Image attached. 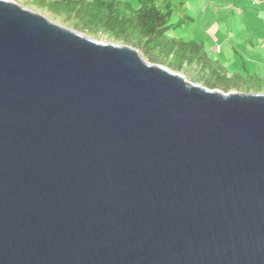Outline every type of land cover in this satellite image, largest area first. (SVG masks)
Wrapping results in <instances>:
<instances>
[{"label": "water", "instance_id": "95a60500", "mask_svg": "<svg viewBox=\"0 0 264 264\" xmlns=\"http://www.w3.org/2000/svg\"><path fill=\"white\" fill-rule=\"evenodd\" d=\"M0 264H264V93L0 0Z\"/></svg>", "mask_w": 264, "mask_h": 264}, {"label": "trees", "instance_id": "16d2710c", "mask_svg": "<svg viewBox=\"0 0 264 264\" xmlns=\"http://www.w3.org/2000/svg\"><path fill=\"white\" fill-rule=\"evenodd\" d=\"M186 3V0H27L20 4L91 38L134 47L148 62L182 72L184 61L189 65L191 59H203L206 53L202 42L185 38L191 34L194 19L186 13ZM174 56L182 62L172 65L169 59ZM214 66L215 70H209L202 82H194L208 89L220 86L224 92L231 88L251 92L229 85L225 71L217 64Z\"/></svg>", "mask_w": 264, "mask_h": 264}, {"label": "rangeland", "instance_id": "374dc122", "mask_svg": "<svg viewBox=\"0 0 264 264\" xmlns=\"http://www.w3.org/2000/svg\"><path fill=\"white\" fill-rule=\"evenodd\" d=\"M16 1L25 4L27 0ZM186 2V13L194 19L191 34L185 38L202 42L206 53L203 59H191L189 65L184 61L182 72H174L182 74L191 82H202V78L210 73L209 70H215L214 65L217 64L221 66V71H225L227 82L232 87H243V90L264 93V0L262 2L186 0ZM95 40L111 42L105 38ZM143 54L145 57L149 55L147 52ZM150 55L159 57L156 53ZM169 60L172 65L182 62L178 56L170 57ZM216 89L223 93L246 92L235 88L224 92L220 86Z\"/></svg>", "mask_w": 264, "mask_h": 264}, {"label": "clouds", "instance_id": "9594fccd", "mask_svg": "<svg viewBox=\"0 0 264 264\" xmlns=\"http://www.w3.org/2000/svg\"><path fill=\"white\" fill-rule=\"evenodd\" d=\"M14 1H16V0H14ZM17 2V1H16ZM139 51V50H138ZM144 58V57H143ZM150 63V62H149ZM195 83V82H194Z\"/></svg>", "mask_w": 264, "mask_h": 264}]
</instances>
